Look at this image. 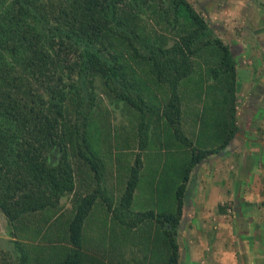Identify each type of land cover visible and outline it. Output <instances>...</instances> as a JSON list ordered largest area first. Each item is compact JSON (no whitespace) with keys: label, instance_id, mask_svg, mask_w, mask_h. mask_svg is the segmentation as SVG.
Listing matches in <instances>:
<instances>
[{"label":"trees","instance_id":"obj_1","mask_svg":"<svg viewBox=\"0 0 264 264\" xmlns=\"http://www.w3.org/2000/svg\"><path fill=\"white\" fill-rule=\"evenodd\" d=\"M171 11L172 29L180 28L182 17L188 28L175 31L172 43L163 36H158L165 41L160 45L145 40L135 18L145 12L162 14L169 21L165 13ZM209 46L221 52L220 60L209 71L214 77L220 74L226 78L219 80L220 85L229 83L222 99L230 106L223 112L233 123L232 54L212 36L202 16L186 0H0V212L8 223L55 210L62 198L74 194L68 227L70 247L55 264H80L84 225L97 204L105 208L115 225L134 228L151 220L156 226L149 224V229L155 226V233H164L169 248L166 264H177L175 228L188 174L216 152L193 148L182 134L178 85L192 72L196 52ZM130 56L140 63L146 61L150 74L166 84L165 103L149 105L135 92L133 77L125 69ZM96 77L108 97L140 113L143 120L148 116L137 131L138 150L146 148L152 119L165 122L175 146L179 142L177 147L189 149L190 159L174 185L176 203L168 210L159 214L153 210L131 212L142 168L138 152L117 199L103 181V165L89 150L85 137L96 99ZM235 129L232 124L229 132H219L225 135L221 148ZM152 195H156L153 189ZM129 214L137 220H128ZM147 237L152 242L156 235ZM148 255L136 263L145 264ZM22 261L26 264V257Z\"/></svg>","mask_w":264,"mask_h":264},{"label":"rangeland","instance_id":"obj_2","mask_svg":"<svg viewBox=\"0 0 264 264\" xmlns=\"http://www.w3.org/2000/svg\"><path fill=\"white\" fill-rule=\"evenodd\" d=\"M186 1L196 12L198 11V8L194 7V0ZM197 13L201 15L200 12ZM165 15L169 21L162 14L155 16L145 12L135 18L137 25L147 37L146 39L142 36L145 40L160 45L165 41L158 39V36H163L167 42L172 43L176 37L175 31L188 28L186 19L182 17L180 28L176 26L172 29L173 11ZM196 53V58L199 61H205L204 66L210 65L209 68L215 67L221 58L220 50L214 46L199 49ZM127 58L125 69L133 77L135 92L145 102H149V105L160 106L165 103L168 97L166 84L159 82L150 74L146 61L140 63L131 56L130 59ZM196 67V70H192L188 77L179 83L178 91L181 94L185 130L188 133L196 130L193 120L195 121L197 117L200 127L198 144H200L202 136L208 138L213 137L212 133L215 135L218 133L226 119L223 110L230 104L222 99L223 94L219 87L221 84L219 80L224 81L226 78L220 77V74L214 77L209 69L203 72L202 67ZM206 74L208 76H205ZM94 84L96 99L87 118L85 137L89 150L103 165V181L112 190L116 192L119 190L118 198L122 192L120 185L126 182L129 167L133 164V159L138 152L142 159V168L137 186L138 195L132 204L131 212L137 214L153 210L159 214L168 210L169 207L164 204L176 202L174 197L176 173L182 174L184 171L180 167L176 168L178 161L172 158L175 155L170 152L175 146V139L170 128L163 122L152 119L146 148L138 150L137 131L140 123L148 120V116L146 115L143 120L140 113L123 102L108 97L99 77L95 78ZM213 87L215 89L211 91ZM199 98L200 101H198ZM161 139L163 141L160 144ZM193 145L191 142V146L198 149V145ZM165 149H168L167 153ZM148 151L153 152V159L148 158ZM165 157L166 162L163 161L159 165L158 161L164 160ZM150 189L155 190V194L159 197L158 203H155L157 201L149 203L150 199L146 197V193L151 194ZM74 199V194H70L61 199L57 209L26 216L14 224L8 223L0 212L1 264H21L23 257H26V264H55L61 261L69 246L68 227L74 211ZM110 218L105 208L103 209L99 204L94 206L85 223L83 256L80 257V264H134L136 256L137 261H141L144 254L148 255L147 247L154 249L152 257L155 264H166L168 247L164 242V233L157 231L155 240L148 242L150 238L147 236L149 231H152V229L149 230L148 225L154 224L151 220L134 228H128L115 225L114 220ZM127 219L131 222L137 220L135 215L130 214Z\"/></svg>","mask_w":264,"mask_h":264},{"label":"crops","instance_id":"obj_3","mask_svg":"<svg viewBox=\"0 0 264 264\" xmlns=\"http://www.w3.org/2000/svg\"><path fill=\"white\" fill-rule=\"evenodd\" d=\"M194 1V7L198 8L213 36L229 48L235 62L234 119L231 123L230 118H226L216 135L202 136L198 144L199 120L197 117L193 120L196 130L186 132L181 108L182 134L198 145V149L216 152L188 174L175 228L177 264H264V0ZM196 55L192 58L193 70L198 66L207 72L210 65L204 66L205 61H199ZM219 87L224 94L228 85ZM159 121L165 125L163 120ZM230 124L236 128L235 132L221 148L225 135L219 132H229ZM178 145L176 142L170 152L178 161L176 168L185 170L190 152ZM167 151L165 149V153ZM148 158H154L153 152H149ZM163 161L166 162V157L158 164ZM179 176L176 173V178ZM120 186L123 191L125 183ZM110 188L109 192L117 198L119 190ZM150 192L146 193L149 203H158L159 197L152 195V189ZM173 204L166 202L164 206ZM155 226L149 231L152 237L156 235ZM153 250L146 249L147 252ZM148 256L145 264L155 263L152 254ZM137 260L136 256L134 264Z\"/></svg>","mask_w":264,"mask_h":264},{"label":"built area","instance_id":"obj_4","mask_svg":"<svg viewBox=\"0 0 264 264\" xmlns=\"http://www.w3.org/2000/svg\"><path fill=\"white\" fill-rule=\"evenodd\" d=\"M231 211H228V213H230Z\"/></svg>","mask_w":264,"mask_h":264}]
</instances>
